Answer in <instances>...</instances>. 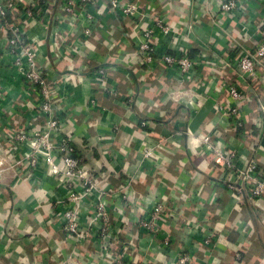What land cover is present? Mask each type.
I'll return each instance as SVG.
<instances>
[{"label": "crops", "instance_id": "obj_1", "mask_svg": "<svg viewBox=\"0 0 264 264\" xmlns=\"http://www.w3.org/2000/svg\"><path fill=\"white\" fill-rule=\"evenodd\" d=\"M56 1H44L50 24L31 22L27 33L42 41V61L49 57L53 67L62 69L59 73L74 74L60 85L56 107L62 132L99 185L111 190L106 237L111 245L106 250L124 249L127 264H178L181 255L193 264H264V191L256 203L247 192L233 196L217 181L224 173L209 153L193 148L190 134L214 126L225 129L214 103L228 104L225 82L235 73L239 54L264 38V0H245L240 9L226 13L219 9L222 0H134L138 12L130 21L100 0L96 8L103 24L85 43L74 36L79 48L70 67L50 55L51 27L58 23ZM154 15L163 17L171 30L152 39L156 51L187 48L194 60L181 79L155 63L141 64L133 46L134 26H148ZM2 31L0 26L1 43ZM100 67L102 76L95 73ZM257 79L243 88L264 96V61L257 67ZM31 100L23 93L18 71L1 66L2 147L9 131L31 121ZM240 115L243 126L236 132L225 129L222 141L255 158L264 176V123L256 102H244ZM145 147L154 156L144 158ZM65 196V187L41 160L34 168H3L0 264H109L98 238L75 239L62 229L58 213ZM163 198L173 215L162 233L150 238L139 229L138 213ZM84 211L83 225L87 205ZM206 236L212 237L210 244L203 243ZM165 237L169 243H160Z\"/></svg>", "mask_w": 264, "mask_h": 264}, {"label": "built area", "instance_id": "obj_2", "mask_svg": "<svg viewBox=\"0 0 264 264\" xmlns=\"http://www.w3.org/2000/svg\"><path fill=\"white\" fill-rule=\"evenodd\" d=\"M45 0H33L30 4H20L16 0H0V26L3 41L0 42V67L9 66L18 71L23 82V93L32 97L30 108L31 121L14 131L7 133L3 147L0 145V176L4 167L20 166L34 168L41 160L46 171L66 189L64 200L60 201L62 209L58 213L62 229L79 239L94 236L100 240L104 251L111 242L109 236V203L111 190L104 189L83 163L70 137L62 132L61 121L56 102L61 98L59 90L62 82L69 81L73 73H59L62 69L53 67L49 57L40 59L42 41L39 37L28 36L27 29L31 22H41L43 27L50 24L48 4ZM100 0H57L54 10L57 14V25L51 27L50 55L58 61H64L78 53L79 46L74 36L83 37L81 43L92 33L95 27L103 24V14L97 10ZM123 19L132 20L138 12L134 0H104ZM245 0H222L221 12L236 11ZM54 16V15H53ZM132 18V19H131ZM64 24L63 26L61 24ZM66 27V28H65ZM133 46L141 64L155 63L165 70L173 71L178 79L188 75L193 68L194 60L187 48L174 53L156 51L152 42L154 37L161 39L170 34V27L163 17L154 15L148 26H134ZM77 43V44H76ZM171 43V41H170ZM48 56V54H47ZM264 61V38L258 39L251 49L242 51L237 58V66L232 78L225 82L230 101L226 106L214 103V110L221 114V125L226 131L236 132L243 126L240 111L244 102L254 100L260 113V122L264 123V96L246 93L243 84L257 81V67ZM69 64V63H68ZM68 64H66L67 67ZM58 67V66H57ZM60 70V71H59ZM94 73V72H93ZM96 75L102 76L104 68L100 67ZM215 127V126H214ZM212 127L209 131L190 133L193 148L200 154L211 155L214 164L224 173L217 177L233 196L239 197L247 192L253 203L262 199L264 176L259 172L256 159L237 148L227 146L222 141L223 129ZM246 139V132H239ZM25 145L24 150H20ZM18 151V152H17ZM154 151L144 148L142 156L151 158ZM93 194L95 199L91 198ZM87 205L85 224L82 215ZM165 198L154 200L150 206L138 213L139 229L156 238L162 233V227L173 212ZM168 236V235H167ZM116 241V239H114ZM160 243L168 244L169 237L159 238ZM212 237L206 236L203 243L210 244ZM127 247H125V250ZM109 264H127L125 251H107ZM193 262L187 255L179 256L178 264Z\"/></svg>", "mask_w": 264, "mask_h": 264}, {"label": "trees", "instance_id": "obj_3", "mask_svg": "<svg viewBox=\"0 0 264 264\" xmlns=\"http://www.w3.org/2000/svg\"><path fill=\"white\" fill-rule=\"evenodd\" d=\"M87 63L86 64H89V62L88 61H86ZM68 63H72L73 65H75V62H74V60H72V59H70V58H66L64 61H63V63H62V65H64V64H68ZM58 66V65H57ZM59 66H60V64H59Z\"/></svg>", "mask_w": 264, "mask_h": 264}]
</instances>
